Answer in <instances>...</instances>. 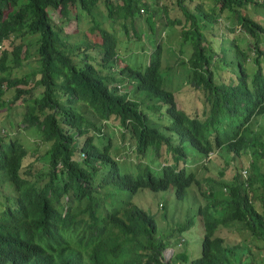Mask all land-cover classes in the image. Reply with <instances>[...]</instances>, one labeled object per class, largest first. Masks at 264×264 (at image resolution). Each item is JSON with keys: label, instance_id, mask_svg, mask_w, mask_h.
<instances>
[{"label": "trees", "instance_id": "trees-1", "mask_svg": "<svg viewBox=\"0 0 264 264\" xmlns=\"http://www.w3.org/2000/svg\"><path fill=\"white\" fill-rule=\"evenodd\" d=\"M205 4L0 0V47L7 41L0 49V110L20 104L18 123L37 138L31 148L0 131V264H264V122L253 126L264 118V24L241 10L264 7V0ZM224 10L231 24L216 47L205 31ZM83 18H89L91 40L87 29H65ZM138 18L151 32L160 26L165 36L154 34L146 58L117 50L120 32L130 27L136 35ZM235 24L242 39L248 37L244 46ZM168 53L177 58L176 70ZM31 60L36 65L11 74ZM175 75L192 89L190 104L201 113L176 106ZM104 126L131 148V170L114 156L120 143L112 144L113 131ZM217 148L236 161L248 149L249 162L234 163L228 178L222 169L196 176L200 166L207 170L197 158ZM191 184L204 199L196 206L200 252L174 251L163 261L164 248L178 243L170 237L190 219L165 231L158 214L130 195L171 187L181 199ZM218 228L248 230L257 256L246 246L237 251Z\"/></svg>", "mask_w": 264, "mask_h": 264}, {"label": "rangeland", "instance_id": "rangeland-1", "mask_svg": "<svg viewBox=\"0 0 264 264\" xmlns=\"http://www.w3.org/2000/svg\"><path fill=\"white\" fill-rule=\"evenodd\" d=\"M198 1V0H196ZM206 4L204 5L205 9H207V0H203ZM161 0H158V3H160ZM242 12H245L250 17L260 21L262 24H264V7H254L247 5L246 8H241ZM230 15L229 12H226L225 10L221 12V16L218 17V22L216 24H212L213 26L211 29H207L205 31L207 37L210 38L212 45L215 44L216 47H218L219 42L218 38L221 36L220 33L225 31L231 24L230 20L231 18L228 16ZM232 15V12H231ZM136 35L134 34L132 28H128L127 32H120L118 35V44H117V50L120 52V54H127L129 51L131 52H141L145 54V58L147 57L146 54L150 51L152 47V39L154 38V34L160 35V39L164 40L165 36L163 35V29L157 27V30L154 32H151L149 28L147 27L146 22L142 18H138L136 21ZM88 23L89 18L86 20L83 18L81 21H79L76 25L75 21L67 22L65 24V29L70 31H76L77 27H80L85 31V33H88V38L91 40L92 35L90 29H88ZM159 24V22H156V26ZM117 26V25H115ZM75 29V30H74ZM234 33H236L237 37H240L242 39V35L240 33V30L238 28V25L235 24ZM80 36V35H77ZM158 36L155 38L157 39ZM75 34L71 35L70 39H74ZM246 38V39H245ZM240 41V45H245V42L247 43L248 37H245ZM251 40V38L249 39ZM7 46V41H4L1 45V47ZM168 46L167 43H165L162 46V53H167L166 47ZM225 46V44H223ZM0 47V49H1ZM215 47V48H216ZM175 48V47H174ZM217 49V48H216ZM218 51V49H217ZM227 52V51H225ZM250 54H252V51H249ZM225 54V53H224ZM131 55V54H129ZM233 52L226 53V57L230 58L233 57ZM130 57V56H129ZM168 63L173 64L175 70L179 68V65H176L177 58L174 54L168 53ZM118 64L121 65L123 63V60H117ZM36 65V62L34 60L29 61L27 65H22L20 67V70L13 69L11 74H19L21 72L29 70L32 66ZM254 66L252 62L247 63L248 70H251V68ZM173 78V76H171ZM12 89H7L6 93L9 94ZM172 91L175 99V104L177 107L185 109L188 113L193 112H200V108H195L190 104L191 97L194 95H191L192 89H190L184 80L182 81L180 75L174 76ZM201 93V92H200ZM7 94V95H8ZM196 99L198 102V94L196 95ZM21 109L22 106L20 104H17L15 108L10 110H5L4 108L0 110V131H5V137H18L19 140L26 144L29 147H33L37 141L36 136H34L32 128H24L20 122L21 118ZM110 123L116 122L115 119L110 118ZM264 122V118L262 116H258L257 120L253 121V126H256L258 123ZM15 123V125H14ZM23 127V128H21ZM105 132H109L110 130H114V127L112 126H104L103 127ZM111 142L112 144L120 143L118 148L115 150L114 156L118 159L119 164L125 168V170L129 171L132 169L133 162L131 159L133 156V153H130L129 145L126 141H124V144H121L119 135L117 132L115 133L113 131V136L111 135ZM30 149V148H29ZM128 152V155H127ZM249 152L248 149H246L241 157L236 161L232 159L230 153H227L224 150L216 149L213 155H211L210 161H205L207 165V170L205 171V168L203 166L198 167L196 170V176L199 178L204 177L205 173L209 175H217L218 171L222 169L224 172L223 176L225 178H228L232 172L234 171V163H237V165L242 164L243 167L248 164L249 162ZM199 161H202L203 158L199 159ZM227 160L229 162L228 167L225 166L223 168V161ZM26 161V159H25ZM227 167V168H226ZM2 176V175H1ZM143 190V191H142ZM142 191V192H140ZM130 199L134 202H136L139 206L147 209H151L152 213H157L158 216H156V223L158 227H163L165 231H168L171 229V227H174L178 225V222L184 221L186 218L190 219V224L183 230L173 234L170 239L173 238V236L178 237V243L174 247H166L163 250V261H168L170 259L171 254L174 251H180L185 249L189 253V257L198 256L200 252V243L202 239L203 234V226L201 223V219L196 211V206L200 202H204L203 196L199 193V190L196 185L191 184L189 187H187V192L184 195L183 198L179 199L175 197L174 192L171 187H167L166 189H159V190H149L146 188L137 190L134 194L130 195ZM255 206L257 209L260 210L262 205L259 203V201H255ZM176 232V231H174ZM216 233L224 236V241L229 244H238L236 250L240 251V248L242 249L245 246L249 248V251L253 253L254 255L258 252V248L255 247L253 243L250 242V237H247L249 232L248 230H244L242 232H232L229 233V231L225 228H218L216 230ZM247 237V238H246ZM257 256V254H256Z\"/></svg>", "mask_w": 264, "mask_h": 264}, {"label": "clouds", "instance_id": "clouds-1", "mask_svg": "<svg viewBox=\"0 0 264 264\" xmlns=\"http://www.w3.org/2000/svg\"><path fill=\"white\" fill-rule=\"evenodd\" d=\"M174 94V93H173ZM174 96V95H173ZM175 100V99H174ZM180 108V107H179ZM181 109H183V108H181ZM185 112H187L185 109H183ZM211 155H213V153H211V152H209V154L207 155V156H205V157H203V159H205V161H206V158H209Z\"/></svg>", "mask_w": 264, "mask_h": 264}]
</instances>
